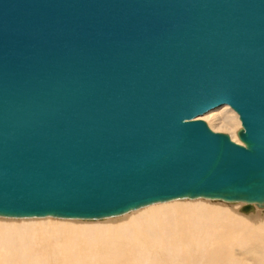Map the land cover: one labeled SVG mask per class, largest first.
<instances>
[{"label": "water", "instance_id": "95a60500", "mask_svg": "<svg viewBox=\"0 0 264 264\" xmlns=\"http://www.w3.org/2000/svg\"><path fill=\"white\" fill-rule=\"evenodd\" d=\"M185 198L264 207V0H0V217Z\"/></svg>", "mask_w": 264, "mask_h": 264}, {"label": "bare ground", "instance_id": "6f19581e", "mask_svg": "<svg viewBox=\"0 0 264 264\" xmlns=\"http://www.w3.org/2000/svg\"><path fill=\"white\" fill-rule=\"evenodd\" d=\"M222 107L210 128L228 126L238 143ZM243 204L174 200L99 221L0 217V264H264V207Z\"/></svg>", "mask_w": 264, "mask_h": 264}, {"label": "rangeland", "instance_id": "374dc122", "mask_svg": "<svg viewBox=\"0 0 264 264\" xmlns=\"http://www.w3.org/2000/svg\"><path fill=\"white\" fill-rule=\"evenodd\" d=\"M224 107H227V110H231L232 112H234L229 106H225L224 105ZM218 111V112H217ZM221 111H223V107L222 108H218L217 110H215V112H213L212 111V113L211 114H209V116L207 117L206 116V114H204V116L205 117H207V118H205V117H203V115L202 116H200L199 118H201V119H203V120H205L206 121V123L208 124V126H210V127H212L213 126V123H210L211 122V117H214L215 115H218V114H220V113H222ZM216 113H218V114H216ZM215 114V115H214ZM233 114V116H234V118H235V120H234V122L237 124V126H235V128H238V130H239V128H241L240 127V122H239V120H238V116H237V114L234 112V113H232ZM214 115V116H213ZM210 117V118H209ZM212 124V125H211ZM214 126H216L217 127V125H214ZM218 128H220V129H217V128H211L213 131H217V132H224V133H227V134H229L230 136L233 134V130H231V129H229L228 128V126L226 127V126H223V128H222V126H220V127H218ZM233 128V127H232ZM234 128V131H235V138L238 140V143L240 142L239 141V139H238V137H237V129H235ZM231 131V132H230ZM234 141V140H233ZM177 200H184V201H191V200H194V199H177ZM172 201H174V200H172ZM167 202H169V201H167ZM163 203V202H162ZM155 204H159V203H155ZM153 205V204H152ZM244 205V204H243ZM150 206V205H149ZM240 206V205H239ZM238 206V207H239ZM256 207V209H261L260 207H257L256 205L253 207V209ZM241 208V207H240ZM242 211V210H241ZM118 217V216H117ZM1 218H6V217H1ZM38 218V217H37ZM41 218H45V217H41ZM50 218H52V219H64V218H53V217H50ZM108 218H111V219H113V218H116V217H108ZM108 218H104V219H108ZM6 219H9V220H14V221H19V219L20 218H6ZM18 219V220H17ZM21 219H25V218H21ZM27 219V218H26ZM29 219H31V218H29ZM65 220H68V219H65ZM79 220V219H78ZM100 220H103V219H100ZM83 221H87V220H83ZM91 221H93V220H91ZM95 221V220H94ZM99 221V220H98Z\"/></svg>", "mask_w": 264, "mask_h": 264}]
</instances>
